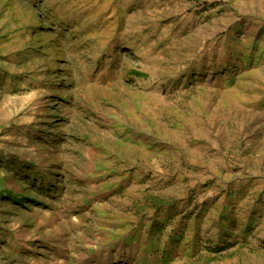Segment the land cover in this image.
Here are the masks:
<instances>
[{
    "label": "rangeland",
    "instance_id": "374dc122",
    "mask_svg": "<svg viewBox=\"0 0 264 264\" xmlns=\"http://www.w3.org/2000/svg\"><path fill=\"white\" fill-rule=\"evenodd\" d=\"M0 264H264V0H0Z\"/></svg>",
    "mask_w": 264,
    "mask_h": 264
},
{
    "label": "trees",
    "instance_id": "16d2710c",
    "mask_svg": "<svg viewBox=\"0 0 264 264\" xmlns=\"http://www.w3.org/2000/svg\"><path fill=\"white\" fill-rule=\"evenodd\" d=\"M5 197L6 198H8V199H11L12 201H14L17 205H23V203H22V197H16V198H14L15 196H13V195H10V194H6L5 195Z\"/></svg>",
    "mask_w": 264,
    "mask_h": 264
}]
</instances>
